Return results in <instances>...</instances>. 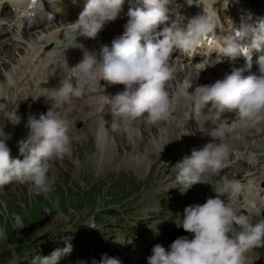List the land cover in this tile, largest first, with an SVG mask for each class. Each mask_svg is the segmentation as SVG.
Listing matches in <instances>:
<instances>
[{
	"label": "clouds",
	"instance_id": "obj_1",
	"mask_svg": "<svg viewBox=\"0 0 264 264\" xmlns=\"http://www.w3.org/2000/svg\"><path fill=\"white\" fill-rule=\"evenodd\" d=\"M23 3L28 5L31 0ZM123 3L124 0H87L78 19L63 31L64 47H82L76 43L78 37L95 38L107 22L118 18ZM139 3L142 7L129 9L125 31L112 41L111 48L104 46L99 59L86 54L71 68L72 77L64 76L45 96L51 101L46 114L28 117L25 125L28 134L18 142L23 159L11 158L5 142L9 137L0 135L3 137L0 139V187L14 182L27 184L36 196L52 190L55 182V177L49 176L52 162L72 153L71 125L59 109L86 91L103 94L101 80L109 86H124L114 96L103 94L113 128L120 121L131 122L141 117L152 125L168 121L179 103V97L167 90L175 71L171 57L177 51L194 52L205 43L219 46L229 61L244 56L246 64L243 68H234L223 79L196 87L191 93L194 106L203 111L207 108L206 113L211 115L210 127L204 132L212 140L199 149L194 148L172 169L183 195L197 183L210 184L206 178L209 173L215 175L229 167L232 149L224 142L226 134L264 120V55L257 61L258 75L243 74L252 67V51H264V19L254 27L248 24H242L239 30L233 27L232 35L227 36L215 15L206 8L205 14L193 16L182 25L184 17L171 18L170 0H139ZM217 28L219 35L215 33ZM7 83L11 87L14 81L9 77ZM226 113L235 117L230 126L218 122ZM20 120L17 112L8 115V121L14 125ZM213 191L217 193L214 198L185 207L183 217L175 222L177 227L193 233L194 238L179 237L170 245V250L156 244L147 258L148 264H245L244 253L248 249L264 246V220L253 224L250 215H238L231 203L221 199L226 194H239L241 182L225 176L222 186ZM71 251L72 245L68 243L50 256L40 257V264H57ZM99 264H122V261L104 254Z\"/></svg>",
	"mask_w": 264,
	"mask_h": 264
},
{
	"label": "rangeland",
	"instance_id": "obj_2",
	"mask_svg": "<svg viewBox=\"0 0 264 264\" xmlns=\"http://www.w3.org/2000/svg\"><path fill=\"white\" fill-rule=\"evenodd\" d=\"M185 85L187 86L186 83ZM38 102L37 99L34 103L32 100L28 107L23 108L19 115L20 123L16 125L8 121V115L11 112L3 113L4 115L0 117V135L4 133L9 137L6 142L12 140L14 135H23L27 132L25 125L30 115L38 118L41 113L48 111L49 105L38 110ZM158 126V124L152 125V129L143 131L146 134L140 135H144L146 140H142V142L135 134L134 140L129 143L126 142L128 140L126 136L119 137L123 142L119 147L125 153H120L115 157L116 161L113 165H117L116 169L119 166L123 168L117 175H114L116 171L113 166L108 168L112 163L107 167L106 163L100 167L97 166L98 160L105 161L107 155H100L99 143L96 145L94 135H86L84 138L72 141L70 156L52 163L49 176L55 177V182L49 193L36 196L30 191L27 184L19 183H14L6 189L0 187V230H2L0 259L6 261L7 254L20 249L23 241L36 236L40 231L52 228L63 226L82 228L101 222L106 231L110 232L112 221L107 218L104 211L112 206L130 207L140 212L142 204L140 199L152 187L165 182L167 179L163 180L164 177H168L166 165L158 161V153L155 151H152L151 155L148 154L151 160L149 168L136 169L132 166L133 162L142 159L149 149L153 150L151 143L153 138L167 139L166 126L162 123ZM138 128L135 127V129ZM112 130H116V128L110 126L107 130L110 134L107 135L105 144L106 153L110 144L120 141L113 136L114 131ZM180 134L188 136L189 132L182 130ZM171 142L179 143L176 139ZM97 176H102L99 178L101 180H93ZM221 177L222 174H217L211 183L220 187L221 184H218V181L223 180ZM210 195V198H213V192ZM203 202L205 203L206 200ZM15 217H19V221ZM177 220V217L174 219L172 217L165 224V229L171 230Z\"/></svg>",
	"mask_w": 264,
	"mask_h": 264
},
{
	"label": "bare ground",
	"instance_id": "obj_3",
	"mask_svg": "<svg viewBox=\"0 0 264 264\" xmlns=\"http://www.w3.org/2000/svg\"><path fill=\"white\" fill-rule=\"evenodd\" d=\"M231 14H232L233 17H235L234 13L231 12ZM232 23H234V22H232ZM113 25H114V22L109 21L103 27H108V26H113ZM48 33L49 32H47L46 34H48ZM45 37H48V35H46ZM0 49H1L2 54H3L0 57V111H2V110L3 111H8V112L14 111V112H17V115L19 116L20 113L23 111V108L25 106L28 107L29 103L32 100H33V103H34V101H36L37 98L39 99L38 106H37L38 110L42 109L43 107H45L47 105H51V101H49L45 97V96H48L50 93H47V94L46 93L45 94L41 93L40 91L34 89V84L36 82H38V81H41V83L43 84V82L45 80H48L51 83L55 84V87H57L59 85L60 80L62 78H64L65 72H66V69L64 67L60 66L61 63H62V60H56V61L54 60V62L51 64V66L55 67V68L57 67V68L53 69L47 76H44V72L42 70H36V71H34L32 73V75H34V78H33V82H32L31 91L28 92L24 96L26 101L22 102L17 107L16 106L17 105V100L19 98H15L16 97L15 92L19 93V91L18 90H12L8 86V83H7L8 78L9 77L12 78V80L14 81V84H13V86H14L15 83H16L15 78L19 74V72L21 70V67H22V65H23V63L25 61L24 60V55H26L27 53L28 54L32 53L33 51L37 50L38 46L35 45V46L32 47V46H30L28 44L26 46V51H28V52L27 53L23 52L22 54H20L21 59L17 60V62H18L16 64L17 68H15V69H14V65H13V61L16 58L15 53H13L12 50L8 46H5V45L0 46ZM8 60H9V62H8ZM74 63L75 62H72L71 65L74 64ZM12 66H13V69L11 70ZM208 68H209L208 71L210 73H213L216 76L226 74L225 71L227 70V67H225L223 65H219V64L210 65V66H208ZM177 72H178V70L175 69L173 82H172V84L167 85V90L169 92L174 93L175 96H182L183 95L182 91L179 88H177V86H175V83L176 82H180V80L182 78H185V76H182L181 72H179V74H177ZM203 72H205L204 68L200 70V74L197 77L198 83L200 85H203L205 81H208L206 78H204V73ZM31 78H32V76H31ZM192 80H194V79L192 78ZM195 80H196V78H195ZM207 84H208V82H206V85ZM115 86L116 85H114V87L113 86H109V85H107V83H105L106 89H110L109 92H111V93H115L116 91L118 92V91H123L124 90V87H123V89L122 88L116 89ZM186 94H184V95H186ZM41 95H44V96H41ZM91 96L92 95L90 94V91H86L85 94L82 97L73 98L71 103H65V104L61 105L60 108L65 109L69 113H72L71 116L76 115L78 111L90 110L88 108L87 103L91 102L90 100L93 99ZM20 98H23V97H20ZM11 99L12 100H16V102H13ZM34 111H35V106H34ZM175 114H177V112H175ZM2 115H4V114L0 113V117ZM179 116H178V119H179ZM87 117H88V119L91 118L90 115H87ZM234 119H235V117L233 116V114L227 113L226 115H224L221 118V122H219V123H222L225 126H230ZM199 120H200L199 117L196 118V122L194 124L198 123ZM161 123H162V125L166 126L167 139L163 140L160 137H158V139H154L153 138L152 142H151L153 150L150 151V149H149L148 152L145 153V156L142 157V159H139V161H136L135 163L133 162L132 166H134L136 169H140V167L142 169H146V168L150 167L149 163H150L151 160H150V156L149 155H151L152 151L159 152V151H161L163 149L168 148L169 151H171V152H173L175 154H178L179 151L174 150V148H173L174 145L176 147H178V146H191L193 149L194 148L199 149V148L203 147L206 143H208V142H210L212 140V138L210 136L206 135V133L204 132L207 129L205 127V123H203V124H201L199 126L200 131H198V132H194V129H192L191 127H190L191 128L190 129L189 125H186V124L184 126L174 125L172 123L171 119H169L166 122H161ZM158 125L160 126V123H158ZM110 126H112V124H110L107 128H104V129L103 128H98V129H96L93 132L94 139L96 141V145H97V143H99V148H100V151H101L100 155H102V154L104 156L107 155L105 157V159H104L105 161L98 160V165H97L98 167H100L103 163L104 164L106 163V167L110 163H112L110 166H108V168L111 167L116 161L115 157L117 155H120V153H125L119 147L120 145L123 144V142L119 139L120 136H123V137L126 136L127 139H128L126 141L127 143H129L131 140H134V134L138 135L137 138H140V139H138L140 142H142V140L145 141L146 140L145 136L144 135H140V134H146V132H143V131L149 130L151 128L152 124H149L146 120L144 121V118H143V119H140L139 121H137L135 125L130 126V127L126 128L123 131H120L119 128H116V130H112V131H114V135L113 136L116 137V139L118 141L119 140L120 141L119 142H115L113 144H110L108 149H107L108 152L106 153L105 148H107V147H105V144H106V141H107V135L110 134L107 130H109ZM136 126L139 127V128L135 129ZM209 127H210V125H208V128ZM182 130L183 131L187 130L189 132V135L186 136V135L180 134V132ZM116 132H117V134H116ZM229 133H230V135H229L228 138L224 137V141H228V142H226V144H228L229 146L234 147V148H237V147L242 146V145L251 146V144H252L251 136H250V134L248 132H245L244 129H238V130H236L234 132H229ZM190 135H192V137H190ZM14 136H16V135H14ZM155 137H157L156 134H155ZM174 137H176V138H174ZM173 139H176V141H179V143L175 144V142H174V144H173V142H171V141H173ZM126 142H125V144H126ZM190 149H191L190 147L187 148V150H190ZM185 155H190V152L187 151L184 154V156ZM137 165H139V166H137ZM122 170H123V168L121 166H119V168L116 169V171H119V172L122 171ZM100 172H102V171H99V173Z\"/></svg>",
	"mask_w": 264,
	"mask_h": 264
}]
</instances>
